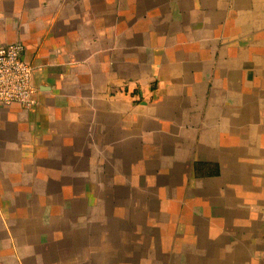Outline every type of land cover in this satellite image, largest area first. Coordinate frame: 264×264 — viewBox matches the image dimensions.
<instances>
[{
	"label": "crops",
	"instance_id": "0c3cea01",
	"mask_svg": "<svg viewBox=\"0 0 264 264\" xmlns=\"http://www.w3.org/2000/svg\"><path fill=\"white\" fill-rule=\"evenodd\" d=\"M12 43L36 105L0 104V264H145L158 224L248 209L264 0H0Z\"/></svg>",
	"mask_w": 264,
	"mask_h": 264
},
{
	"label": "rangeland",
	"instance_id": "374dc122",
	"mask_svg": "<svg viewBox=\"0 0 264 264\" xmlns=\"http://www.w3.org/2000/svg\"><path fill=\"white\" fill-rule=\"evenodd\" d=\"M254 188L255 191L249 194V200H244V205L241 206L244 209L247 206V210L242 211L236 205H227L224 201L225 205L220 204L215 208V212L222 216L176 218L182 222L183 227L176 231L173 225L171 229L175 232H161L162 236L159 235L158 224L159 232L155 233L154 241L150 242L151 248L148 243V249H143V253L147 252L149 257V263L145 264H264V177L260 178ZM218 189L222 192L221 185ZM208 198L211 199L210 196ZM215 200L213 197L214 204ZM155 220L158 221L159 217ZM105 238L109 259L116 252L113 246L117 239L108 228ZM245 239L249 240L246 252L243 248ZM222 240L227 242H221ZM162 243L164 248L168 247V253L165 250H161L163 254L160 252L158 246ZM230 244L238 248L230 250Z\"/></svg>",
	"mask_w": 264,
	"mask_h": 264
},
{
	"label": "built area",
	"instance_id": "2783aa9c",
	"mask_svg": "<svg viewBox=\"0 0 264 264\" xmlns=\"http://www.w3.org/2000/svg\"><path fill=\"white\" fill-rule=\"evenodd\" d=\"M20 44L0 46V104L17 103L26 109L36 105L32 66L23 56Z\"/></svg>",
	"mask_w": 264,
	"mask_h": 264
},
{
	"label": "trees",
	"instance_id": "16d2710c",
	"mask_svg": "<svg viewBox=\"0 0 264 264\" xmlns=\"http://www.w3.org/2000/svg\"><path fill=\"white\" fill-rule=\"evenodd\" d=\"M208 169H211L212 170V168H208Z\"/></svg>",
	"mask_w": 264,
	"mask_h": 264
}]
</instances>
